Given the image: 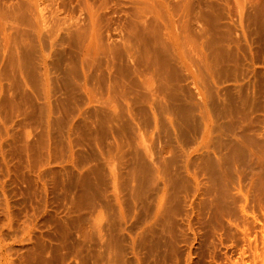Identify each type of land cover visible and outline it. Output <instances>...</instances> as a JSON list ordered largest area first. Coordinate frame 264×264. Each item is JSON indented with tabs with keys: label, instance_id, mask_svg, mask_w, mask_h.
<instances>
[{
	"label": "rangeland",
	"instance_id": "1",
	"mask_svg": "<svg viewBox=\"0 0 264 264\" xmlns=\"http://www.w3.org/2000/svg\"><path fill=\"white\" fill-rule=\"evenodd\" d=\"M0 264H264V0H0Z\"/></svg>",
	"mask_w": 264,
	"mask_h": 264
}]
</instances>
